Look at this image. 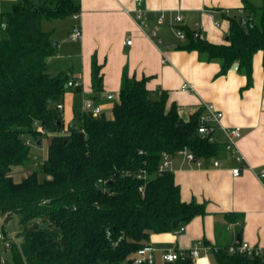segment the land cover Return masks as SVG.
<instances>
[{
  "label": "trees",
  "instance_id": "obj_1",
  "mask_svg": "<svg viewBox=\"0 0 264 264\" xmlns=\"http://www.w3.org/2000/svg\"><path fill=\"white\" fill-rule=\"evenodd\" d=\"M244 3L247 24L230 15L226 43H210L186 28L184 48L221 59L223 73L238 62L250 75L254 55L264 58V0L260 6ZM78 10L74 0H20L0 14V211L5 223L20 214V241L5 227L11 264H133L153 233L173 231L205 213L202 204L182 200L170 169L158 172L162 154L188 148L209 160L225 148L198 131L199 111L182 119L178 104L168 106L166 91L155 93L145 77L124 76L112 116L82 112L66 122L58 104L69 77L48 71L56 45L42 21ZM101 81L94 61V90ZM38 123L52 133L38 132ZM43 137L50 141L41 171L16 181L12 167L38 160L33 148ZM180 217L185 220L173 227ZM214 254L220 264H264L222 246ZM1 257L0 243V264Z\"/></svg>",
  "mask_w": 264,
  "mask_h": 264
},
{
  "label": "crops",
  "instance_id": "obj_2",
  "mask_svg": "<svg viewBox=\"0 0 264 264\" xmlns=\"http://www.w3.org/2000/svg\"><path fill=\"white\" fill-rule=\"evenodd\" d=\"M18 1L0 0V14L11 11ZM74 1L79 10L72 17L79 21L82 36L75 50L79 65L71 66L69 80H78L80 87L78 90L68 87L64 95L66 122L72 123L75 115L82 113L81 103L85 97L95 100L102 109L101 114L113 110L123 78L127 76L147 78V87L157 94L166 91L167 105L177 103L184 120L197 111L204 113L205 103H214L223 112V125L241 128L242 136L237 145L244 156L243 162H238L225 149L209 160L198 158L203 161L201 166L183 155H174L171 171L180 187L182 200L202 204L205 213L194 216L180 233L174 230L153 233L150 244L156 248L154 264L157 261L172 264L162 260L164 250L189 249L196 243L200 247L227 249L240 237L241 242L264 247V177L257 175L264 169L263 53L254 55L250 75L238 62L236 68L232 65L223 73L221 59H208L198 50L185 49L187 34L184 40L178 37V31L186 33L184 29L187 28L198 30L202 39L210 43H226L230 33V15L226 11L245 19L246 12L237 11L244 6V0H143L140 5L135 0ZM248 1L256 6L263 3V0ZM138 8L147 12L148 25L139 24ZM177 13L184 16L182 21L175 20ZM162 14L165 19L160 22ZM153 28H157V36L151 35ZM157 38L163 43L159 44ZM129 39L131 44L126 43ZM65 42L72 50L73 43ZM57 45L58 42L56 48ZM94 61L102 78L97 91L93 84ZM184 82L193 84L194 89H182ZM110 94L113 99L108 98ZM77 95L80 97L78 107ZM211 131L212 141L224 145L223 130L216 126ZM214 159L222 164L214 166ZM237 166L242 172L234 175L232 169ZM194 264L220 263L212 251L195 259Z\"/></svg>",
  "mask_w": 264,
  "mask_h": 264
},
{
  "label": "built area",
  "instance_id": "obj_3",
  "mask_svg": "<svg viewBox=\"0 0 264 264\" xmlns=\"http://www.w3.org/2000/svg\"><path fill=\"white\" fill-rule=\"evenodd\" d=\"M138 5H140L143 0H135ZM239 11L242 12L240 9ZM228 15H231L230 10L226 11ZM77 17V15H75ZM137 17H138V22L141 26H146L148 25V14L143 8H138L137 9ZM184 16L181 13H177L175 15V20L176 21H182ZM165 19V14H162L159 17V21H163ZM241 23L243 25L247 24L246 18L241 19ZM152 36H157V28H153L151 31ZM71 36L73 40H78L82 36V30L81 27L78 25H75ZM195 37H200L202 38L201 33L196 30L194 32ZM178 37L181 40H184L186 38V33L183 31L179 30L178 31ZM158 43L162 44L163 41L161 38H157ZM127 44H131L132 40L129 39L126 42ZM166 60V59H165ZM68 87L76 88L80 87V82L78 80H68L67 82ZM182 89H194V85L188 82H184L182 85ZM109 99H113V95L110 94L108 95ZM58 108L62 109L63 105L62 103L58 104ZM81 109L82 112H88L91 113L93 116H98L101 114V107L96 105L95 100L90 97H85L82 100L81 103ZM205 112L202 113L199 117V127L198 131L202 135H209L211 130L215 129L216 126H219L226 137L225 143H224V149L234 155V158L238 162H243L244 161V156L238 151V145L237 141L238 139L242 136L241 128L238 126L235 127H228L222 124V118H223V112L220 111L214 103H205ZM37 126V131L40 132L43 135H50L52 132L48 131L42 124L38 123L36 124ZM210 141L213 140L212 136L209 137ZM28 143H31L32 140L28 139ZM177 154L183 155L186 159L189 161H192L196 158L195 154L189 150L188 148H183L178 151ZM174 161V156L171 155L168 152H164L162 154V161L159 164L158 167V172L163 173L164 171L170 169L172 167ZM198 165H203V161H200L198 158L196 160ZM214 166H220L222 163L220 162L219 159H214L213 160ZM245 168H248V165L245 164ZM232 172L234 175H239L242 172L241 167H234L232 169ZM257 175L262 178L264 177V169L260 170L257 172ZM139 177L141 175H138ZM142 189V187L140 188ZM5 215L0 211V243H1V249H2V254L5 253V251L9 250L12 246V239H10L6 234H5ZM184 231V225L180 226L178 228H175L174 232L180 233ZM220 247L218 246H208V247H200L199 243L194 244L191 248L189 249H183L179 251L175 250H164L161 253V258L163 261L172 263L176 261L179 258H186V257H191L193 260L199 258L202 255L207 256L210 252L212 251H218ZM227 251L229 253H237V254H244L250 257H261L264 259V247L263 246H254L250 244L247 241H242L238 244L234 243L231 244L230 246L227 247ZM156 248L152 244H147L138 249L136 256L133 260V264H154L156 260L155 256ZM1 264H11L8 262L6 259H4L3 255L1 257Z\"/></svg>",
  "mask_w": 264,
  "mask_h": 264
},
{
  "label": "rangeland",
  "instance_id": "obj_4",
  "mask_svg": "<svg viewBox=\"0 0 264 264\" xmlns=\"http://www.w3.org/2000/svg\"><path fill=\"white\" fill-rule=\"evenodd\" d=\"M73 14H68L59 19H43L42 28L45 31L50 32L51 37L54 41V44L58 42V45L55 49L54 57L50 58V62H48V70L51 73H61L67 77L71 76V66L79 65V55L76 54L77 48L80 44V39L77 41L73 40L71 33L75 27V25H79V21L72 17ZM66 40H69L73 43V49L69 50ZM58 70V71H55ZM76 106L78 107L80 104V97L79 95L76 96ZM112 111L110 110L107 112V116H112ZM81 115V114H80ZM218 134V132H217ZM42 143L33 148V153L38 155V160H30L26 162L24 165H17L13 166L11 169V175L16 181H20L21 179L27 177L33 171L38 170L41 171V164L43 158L47 153V147L49 144L50 139L47 137H43ZM20 214H13V216L7 221L5 227L6 231L9 236L13 237L14 241H20L19 238L16 237L18 226H19ZM4 259L8 262L13 261V255L11 251H5L2 254ZM165 263V262H164ZM156 264H161L157 261Z\"/></svg>",
  "mask_w": 264,
  "mask_h": 264
},
{
  "label": "water",
  "instance_id": "obj_5",
  "mask_svg": "<svg viewBox=\"0 0 264 264\" xmlns=\"http://www.w3.org/2000/svg\"><path fill=\"white\" fill-rule=\"evenodd\" d=\"M226 39L228 40L229 37H226ZM237 66H238V65H237L236 63L233 65L234 68H236ZM212 134H213V131H211V132L209 133V136H212ZM41 143H42L41 140H38V141H37V144H38V145H40ZM194 160L196 161L197 158H195ZM184 220H185V217H180V218H178V219H175V220L172 222V226H173V227H177L178 225L182 224V222H183ZM240 242H241V239H240V237H238L236 243L238 244V243H240Z\"/></svg>",
  "mask_w": 264,
  "mask_h": 264
}]
</instances>
